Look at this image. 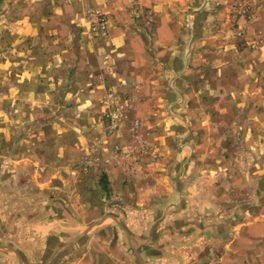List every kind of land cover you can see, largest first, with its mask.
<instances>
[{
	"label": "crops",
	"instance_id": "1",
	"mask_svg": "<svg viewBox=\"0 0 264 264\" xmlns=\"http://www.w3.org/2000/svg\"><path fill=\"white\" fill-rule=\"evenodd\" d=\"M0 264H264V0H0Z\"/></svg>",
	"mask_w": 264,
	"mask_h": 264
},
{
	"label": "built area",
	"instance_id": "2",
	"mask_svg": "<svg viewBox=\"0 0 264 264\" xmlns=\"http://www.w3.org/2000/svg\"><path fill=\"white\" fill-rule=\"evenodd\" d=\"M239 16L244 21L250 18L251 14L249 8L241 9V11L239 12ZM88 20L90 22V30L95 36L105 35L108 21L106 15L103 12H101L98 9L93 10L91 14L88 16ZM236 29L237 30L235 35L241 37L243 35L242 27L238 25ZM247 47L250 48L252 47V45H249ZM111 95L112 92L107 91L106 96L108 100H110ZM122 117H123V110L121 107L113 103H109L105 106L102 112V119L104 122V132L106 136H111L117 131V129L119 128V122ZM112 152L115 155H120L121 148L118 145H114Z\"/></svg>",
	"mask_w": 264,
	"mask_h": 264
},
{
	"label": "rangeland",
	"instance_id": "3",
	"mask_svg": "<svg viewBox=\"0 0 264 264\" xmlns=\"http://www.w3.org/2000/svg\"><path fill=\"white\" fill-rule=\"evenodd\" d=\"M249 20V18L246 20V21H248ZM113 150V149H112ZM105 200H107V197H105Z\"/></svg>",
	"mask_w": 264,
	"mask_h": 264
},
{
	"label": "water",
	"instance_id": "4",
	"mask_svg": "<svg viewBox=\"0 0 264 264\" xmlns=\"http://www.w3.org/2000/svg\"><path fill=\"white\" fill-rule=\"evenodd\" d=\"M90 228H91V227H90ZM90 228H89V229H90Z\"/></svg>",
	"mask_w": 264,
	"mask_h": 264
}]
</instances>
